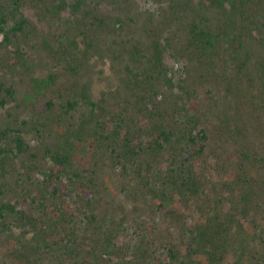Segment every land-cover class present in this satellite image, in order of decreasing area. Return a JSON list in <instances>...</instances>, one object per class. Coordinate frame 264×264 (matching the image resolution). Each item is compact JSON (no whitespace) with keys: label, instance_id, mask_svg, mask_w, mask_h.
I'll return each instance as SVG.
<instances>
[{"label":"rangeland","instance_id":"rangeland-1","mask_svg":"<svg viewBox=\"0 0 264 264\" xmlns=\"http://www.w3.org/2000/svg\"><path fill=\"white\" fill-rule=\"evenodd\" d=\"M228 1L25 0L24 30L9 41L0 33V82L15 90L0 107V129L24 119L40 147L36 158L0 155V199L37 206L45 198L47 207L37 226L0 229V264H264V80L233 55L241 32H230ZM192 23L217 34L215 49L192 43ZM155 46L170 92L148 82ZM178 87L191 96L179 100ZM44 93L56 103L79 99L72 114L74 123L91 120L84 132L57 110L35 109ZM178 107L196 109L208 138L181 169L145 144L177 121ZM52 142L73 165H97L89 200L73 196L69 173V196L48 195L41 155Z\"/></svg>","mask_w":264,"mask_h":264},{"label":"trees","instance_id":"trees-1","mask_svg":"<svg viewBox=\"0 0 264 264\" xmlns=\"http://www.w3.org/2000/svg\"><path fill=\"white\" fill-rule=\"evenodd\" d=\"M216 1L211 0L212 3ZM258 1L262 7L260 13L257 9L253 8V5V7L251 6V0L228 1V3L230 2V15L233 16V27L230 32L232 35L237 31L241 32V36L237 33L238 38L233 35L232 42L234 43L231 46V50L233 51V55L240 60L242 68H255L257 78L260 80L263 78L264 80V3L261 0H254V3L256 4ZM24 3L25 0H0V33L4 40L9 41L8 35L10 33H20L24 30L27 24L22 10ZM253 25L255 39L248 36L247 39L249 40L245 41V34L253 28ZM209 29V27H200L195 23H192L190 26L192 43L204 52L215 49L214 36L217 37V34L213 35ZM153 48L155 51L151 57L146 58V65L144 67L151 75H154L153 79L150 78L148 82L154 85L155 80L159 79V84L161 83L166 86L165 92H170L175 87L170 86L172 84L171 78H165L164 74L166 73L160 69L162 67V53L157 50L156 46ZM159 76H162L161 79ZM249 83V78H246L245 81L243 80V84L246 87ZM178 88L180 93L177 96L178 99L181 96L182 102L185 98L191 96L186 87ZM0 93L1 95L3 94L0 98V107H4L11 99L15 100L13 84L5 81L0 82ZM89 105H91L90 112L93 116L95 113L101 115V107L97 108L95 103ZM79 108V99L75 97L67 99L64 103H56L45 93L35 103V109L39 111L57 110L69 122L67 128L73 127V124H78V128L76 129L81 134L91 123V120H80V122L74 123L75 118L72 113L78 111ZM201 124L203 123L199 122L196 109L192 113L186 107H180V109L178 107L177 121L158 127L160 129L157 133L147 136L145 139L146 148L154 153H169L174 157L172 160L177 162L176 166L178 168L181 169L182 166L187 168L190 157L202 154L206 149L208 138L204 126ZM26 125H28L27 121L22 119L16 126L5 125L0 129V140L10 138L9 142L0 148V155L8 156L11 159L37 157L32 151L37 146L40 147V141H38L37 137H30L29 133L32 128L24 129ZM41 161L46 166V169L40 173L41 181L48 189V195L50 197L59 195L69 196L70 192L62 182V174L69 173L68 183L70 186H74L73 188H76L73 196L83 200L90 199L88 189L91 183L94 182L96 174L98 175L96 164L88 165V167H83L78 164L73 165L70 154L59 150L55 142L42 147ZM33 204L24 198H17L13 201L0 199V229L11 232L25 225L37 226L40 223L37 220V218H40V211H43L47 207L46 199H41L37 206ZM10 220L13 221L11 222ZM27 234L28 232L24 230L19 232L21 237H25ZM28 240L34 244L38 243L42 240V234L35 230Z\"/></svg>","mask_w":264,"mask_h":264}]
</instances>
